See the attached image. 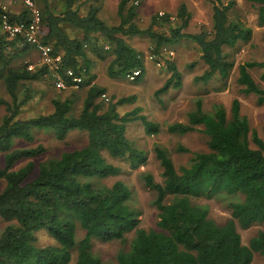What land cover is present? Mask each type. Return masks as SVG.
I'll return each mask as SVG.
<instances>
[{"label": "trees", "instance_id": "16d2710c", "mask_svg": "<svg viewBox=\"0 0 264 264\" xmlns=\"http://www.w3.org/2000/svg\"><path fill=\"white\" fill-rule=\"evenodd\" d=\"M0 1L6 9L0 7V87L4 89V95L0 93V107L4 108L0 116V153L4 154L0 180L5 184L0 192V219L5 223L0 231V264H251L254 253L264 258V230L249 245L242 243L237 230V225L243 229L264 226V139L241 114L240 102H232L228 115L222 104L207 111L197 96L186 121L166 124L167 132L177 136L200 131L206 137L205 148L192 151L178 145L175 150L188 155V160L177 167L167 148L154 145L162 182L149 172L138 178L156 194L153 204L159 212V230H145L139 227L142 212L129 186L123 181L111 187L103 183L121 173L105 154L137 169L146 162L147 153L130 137V125L137 124L151 137L160 133L162 124L150 121L139 107L118 112V106L136 102L135 96L102 104L107 89L95 83V61L86 51L87 46L98 61L107 63L110 78L125 79L138 72L134 81L128 80L141 84L146 74L143 54L127 38L146 36L153 59L171 46L189 42L207 66L195 81L208 83L215 76L226 81L233 64L225 49L239 41L248 42L252 35L250 28L230 17L234 1L211 0V28L189 31L191 15L185 5L177 11V25H172L173 17L167 14L154 17L142 29L135 0L120 1V21L113 25L99 16V0H31L41 15V41L61 56L58 73L72 94L53 99L51 112L30 119L20 118L32 98L24 84L44 77L52 82L51 71L44 66L30 70L25 55L33 47L21 46V35L9 39L2 31L3 15L12 24H29L30 7L24 0ZM250 1L258 5L257 21L263 27L264 0ZM87 4L83 12L81 8ZM160 24L165 27L158 31L155 26ZM165 60L171 75L155 95L181 85L175 63ZM257 67L264 68V62L241 64L237 82L244 95H254L264 105V89L251 75ZM68 70L82 78L78 89L73 88V77L66 75ZM42 132L59 141L78 134L85 141L78 149L40 162L36 171L32 159L44 152L42 145L13 146L16 140L32 142ZM23 160L27 163L17 167ZM201 197L225 203L231 220L223 226L215 223L206 208L192 203V198ZM80 230L83 235L78 237ZM40 231L49 233L55 245L39 246L36 234ZM131 232L133 236L128 238ZM99 239L119 245L113 260L105 262L93 250V241Z\"/></svg>", "mask_w": 264, "mask_h": 264}, {"label": "rangeland", "instance_id": "374dc122", "mask_svg": "<svg viewBox=\"0 0 264 264\" xmlns=\"http://www.w3.org/2000/svg\"><path fill=\"white\" fill-rule=\"evenodd\" d=\"M86 0H80V3ZM99 8L101 9L99 16L105 19L110 25L120 21L118 14V5L121 0H99ZM224 3L230 1L235 2V6L231 10L230 17L240 20L245 27L252 30L251 39L248 42L239 41L235 46L225 49L229 61L232 62L233 68L230 77L223 81L215 76L208 83L196 82L195 78L201 76L207 69V66L201 61L200 53L197 47L189 42H182L176 46H171L163 51L159 58L151 57L150 41L146 36L129 37V44L143 54V60L146 66L145 78L143 77L141 84L130 82L128 78L113 79L107 74L106 62L98 61L97 56L86 46L87 56L90 60H94L92 73L95 83L101 84L107 89L105 97L100 102L104 105L115 103L121 98L130 96L136 97V102L118 106L117 110L120 114H124L133 110L135 107L142 109V113L147 118L159 124H162L161 131L158 135L146 137L144 129L137 127V124H131L129 127V135L132 139H136L140 148L147 153V160L141 163L137 169H132L129 162L115 160L105 154L108 162L121 168V173L113 178L103 180V183L111 187L117 181L126 183L132 191V198L142 214L138 217L139 227L145 230L158 229V210L153 204L156 198L154 191L146 188L139 180L138 176L143 172L151 173L157 182H162V169L159 162L155 159L153 147L158 144L167 148L171 157L178 167L185 164L188 155L180 154L175 149L178 145H183L192 151H198L205 148L206 137L200 132L195 131L183 136L170 134L166 130V124L178 121H186V114L193 104V99L200 96L203 99L204 106L207 111L212 110L214 104H222L230 115L231 105L234 100H238L241 106V114L246 116L252 130L256 131L264 139V105L257 103V97L254 95H244L241 92L242 86L237 82L241 64L246 62H264V26L261 27L257 21V4L250 0H223ZM93 3V2H92ZM90 3L91 5H93ZM90 4L82 9L87 11ZM137 9V22L142 29H146L151 25L152 19L156 16L171 15L172 25L179 23L177 11L181 5H185L191 15L189 31H196L201 28L210 29L212 25V2L211 0H135ZM160 23V21H159ZM161 24L155 26L160 31ZM70 35L73 31L68 32ZM37 54V52H36ZM159 59V60H158ZM165 59L172 60L181 77V85L179 88L169 89L165 94L155 95L166 81L170 78ZM25 61L29 65H33L35 69L41 66L38 54L31 56ZM251 75L264 89V68L257 67L251 71ZM140 81V82H141ZM29 89L31 100L22 108L20 118L30 119L40 115H46L52 111L53 99H65L72 94L71 90L57 88L53 81L42 78L33 83L24 84ZM22 88L25 91L26 87ZM79 91V90H78ZM0 93L4 95V89L0 87ZM81 100L85 97L84 91L80 92ZM80 100V102H81ZM81 105V103H80ZM4 114V108L0 107V116ZM165 124V126H164ZM34 141L28 142L24 140H16L13 148L28 149L38 145H42L44 152L32 159L35 163L36 171L40 162L50 158H58L64 152L73 151L80 148L85 138L78 134H72L68 139L59 141L56 138L42 133H37ZM27 163L23 160L17 164L21 167ZM4 166V154L0 153V167ZM5 184L0 180V192ZM192 203L207 209L208 217L220 226L225 225L231 220V212L227 205L217 199L192 198ZM5 223L0 219V231ZM238 233L244 245H249L259 231L264 230L262 225H253L250 228L243 229L237 225ZM83 232H78L81 237ZM133 233L127 234L131 238ZM37 244L39 246L55 245V240L47 232L40 231L36 234ZM119 245L114 241L94 240L93 250L98 253L102 259L107 262L113 260ZM251 264H264V258L254 253Z\"/></svg>", "mask_w": 264, "mask_h": 264}, {"label": "built area", "instance_id": "2783aa9c", "mask_svg": "<svg viewBox=\"0 0 264 264\" xmlns=\"http://www.w3.org/2000/svg\"><path fill=\"white\" fill-rule=\"evenodd\" d=\"M24 3L31 9V20L29 24H12L6 15L2 16V31L7 35L9 39H14L18 35L23 37L21 46L30 45L37 52L39 57V63L43 67H48L51 71V78L54 85L60 89H66L67 85L63 78L58 73L59 64L61 62L60 55H54L52 47L44 44L40 38V27H41V15L38 9L33 5L31 0H24ZM0 7L4 8L3 3L0 1ZM33 65H29V69H33ZM66 75L73 77L74 86L73 88L78 89L82 83V78L75 76L73 71H66ZM138 76V72H134L127 76L130 81H134L135 77ZM105 97V95L103 96Z\"/></svg>", "mask_w": 264, "mask_h": 264}, {"label": "crops", "instance_id": "0c3cea01", "mask_svg": "<svg viewBox=\"0 0 264 264\" xmlns=\"http://www.w3.org/2000/svg\"><path fill=\"white\" fill-rule=\"evenodd\" d=\"M7 7H8V5H7ZM36 55H37V54H36V51H34V50H33V51H27V52H26V55H25V59H26V58L29 59L31 56H36Z\"/></svg>", "mask_w": 264, "mask_h": 264}]
</instances>
